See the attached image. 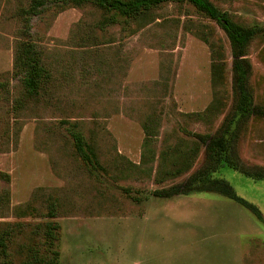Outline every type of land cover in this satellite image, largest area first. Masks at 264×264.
I'll list each match as a JSON object with an SVG mask.
<instances>
[{
    "label": "rangeland",
    "instance_id": "rangeland-1",
    "mask_svg": "<svg viewBox=\"0 0 264 264\" xmlns=\"http://www.w3.org/2000/svg\"><path fill=\"white\" fill-rule=\"evenodd\" d=\"M210 1L239 24L264 27V0ZM30 2L0 0V173L9 178H0V224L22 229L10 262L22 264L29 246L45 252L36 228L50 223L61 264H264V225L239 204L213 192L153 195L203 166L204 147L191 135H213L232 110L223 30L186 2L159 6L143 25H108L92 4L52 2L24 36ZM26 39L49 73L45 92L29 99L13 72ZM205 39L220 51L218 83ZM246 58L264 105V35ZM71 131L94 148L100 180L75 154ZM235 152L245 168L264 170V118L248 121ZM215 176L264 218L263 179L227 166Z\"/></svg>",
    "mask_w": 264,
    "mask_h": 264
},
{
    "label": "trees",
    "instance_id": "trees-1",
    "mask_svg": "<svg viewBox=\"0 0 264 264\" xmlns=\"http://www.w3.org/2000/svg\"><path fill=\"white\" fill-rule=\"evenodd\" d=\"M71 3L76 7L92 4L105 11L108 15L105 24L114 25L123 22H137L143 25L152 10L166 3L186 2L195 10L214 21L224 32L230 45L232 56V92L234 94L231 112L224 119L220 128L213 134H193L197 142L204 147L205 162L196 172L192 173L184 182L167 188L155 190L153 195L157 198L170 199L174 196H189L204 192H213L232 200L247 210L259 223L264 225V218L259 209L237 196L233 188L222 178L215 174L221 167L227 166L241 174L264 180V170L245 168L239 161L235 146L240 134L247 127L250 119L264 118V105L255 103L250 86L251 65L246 58V52L251 41L260 35H264V27L244 26L234 21L228 12L219 9L210 0H31L30 6L25 11L26 21L23 26V35L29 36L30 17L38 15L47 5L52 3ZM27 16H29L27 18ZM104 24V25H105ZM210 47L212 64V82L218 83L222 65L220 63V51L205 39ZM15 77H19L23 88L24 98H36L45 92L49 80V73L42 62L41 52L36 46L26 39L18 43L14 54ZM71 138L75 154L84 164L89 173L100 180L105 175V169L101 165L98 156L91 143L83 134L71 131ZM195 153V149L193 150ZM189 159V158H188ZM175 174L181 173V169ZM0 178L8 181V175L1 174ZM7 199V193L0 195V211L2 203ZM52 217V216H51ZM57 224L47 223L42 230V238L45 252L41 253L36 246H29V254L22 264H61L59 252L53 248L57 241ZM20 224H0V264H12L9 259V249L12 245L14 234L21 232Z\"/></svg>",
    "mask_w": 264,
    "mask_h": 264
}]
</instances>
